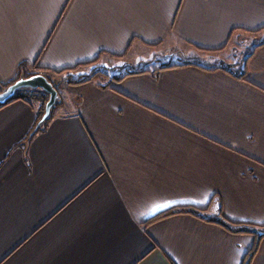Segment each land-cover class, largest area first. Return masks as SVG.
I'll return each mask as SVG.
<instances>
[{
	"label": "crops",
	"instance_id": "1",
	"mask_svg": "<svg viewBox=\"0 0 264 264\" xmlns=\"http://www.w3.org/2000/svg\"><path fill=\"white\" fill-rule=\"evenodd\" d=\"M238 33L263 36L264 0H0V91L178 59L65 82L35 131L42 102L0 108V264H245L256 235L221 219L264 226V37L225 63Z\"/></svg>",
	"mask_w": 264,
	"mask_h": 264
},
{
	"label": "rangeland",
	"instance_id": "2",
	"mask_svg": "<svg viewBox=\"0 0 264 264\" xmlns=\"http://www.w3.org/2000/svg\"><path fill=\"white\" fill-rule=\"evenodd\" d=\"M239 34V35H238ZM236 34L232 41L229 43L228 49L226 50V60L224 61L225 63L227 62L228 58H231L232 54L235 55H240L244 54L247 52L250 47L255 44L259 39L264 37L262 35H256V34H242L238 33ZM151 52V51H149ZM153 53H150L148 56L151 58L150 60L144 59V60H139L136 57H134V54H129L127 57L123 59H117L113 58L110 56H104L101 58L99 62L94 63L93 65H90V67L87 69L79 70L74 72V77H84L88 75L92 70L94 69H103V70H109L111 74H122L126 70H133V69H139V68H144V67H157L159 65L171 63L172 61H176L178 59L176 58H170L169 56H163V54H166L165 49L158 48L156 51H152ZM115 69V70H114ZM67 73H62V74H53V75H48L51 81L54 83L57 89L64 90L65 88V82L67 83ZM60 90V91H62ZM47 93V92H46ZM34 92H31V95L29 96L32 102L35 104L42 102L40 98H38V94L35 96H32ZM48 94V93H47ZM47 98V96H46ZM251 226V225H250Z\"/></svg>",
	"mask_w": 264,
	"mask_h": 264
},
{
	"label": "trees",
	"instance_id": "3",
	"mask_svg": "<svg viewBox=\"0 0 264 264\" xmlns=\"http://www.w3.org/2000/svg\"><path fill=\"white\" fill-rule=\"evenodd\" d=\"M113 57L115 56L114 54H111ZM99 60V58H97L94 62H97ZM93 63V62H92ZM90 63H86L84 65H88ZM165 67H171V66H162L158 69H162ZM75 70H59V71H55L56 74H62V73H67L66 77H67V83H77V82H85V81H91V80H98L99 84L106 88L109 87L114 81L116 80H120L123 77H125L128 74H132V73H138L141 70H126L124 73L117 75V74H111L109 70H103V69H94L92 70L88 75L84 76V77H74V72ZM143 71V70H142ZM158 70L155 69L154 72H157ZM246 71H243L240 76L244 77L245 76ZM49 78V76H48ZM50 79V78H49ZM51 80V79H50ZM31 92H34V94L32 96L37 95L38 94V98H40L42 100V106L40 109V116L43 114L44 111V107H45V103L48 99V94L41 90V89H28V88H24V89H20L18 90L15 95L9 99L6 103H1L0 104V108L6 104H8L9 102L16 100V99H26L27 101L31 102L32 100L30 99V95ZM47 96V98H46ZM57 103V102H56ZM56 105V104H55ZM54 108V107H53ZM53 112V109H52ZM52 116L51 115L47 118V120ZM47 121H45L46 123ZM40 129V128H39ZM176 212H192L194 214L200 215V211L193 209V208H189V207H182V208H173L170 209L164 213L159 214L158 216H156L153 219H158L161 218L165 215L171 214V213H176ZM222 224H224L226 227H228L229 229L235 230V231H246V232H253L256 235L257 241L254 245V247L251 249V251L249 252L245 264H250L251 260L253 258V256L256 254L257 250H258V246H259V241L264 237V226H249V225H241V226H235V225H231L230 223H228L226 220L221 219Z\"/></svg>",
	"mask_w": 264,
	"mask_h": 264
},
{
	"label": "water",
	"instance_id": "4",
	"mask_svg": "<svg viewBox=\"0 0 264 264\" xmlns=\"http://www.w3.org/2000/svg\"><path fill=\"white\" fill-rule=\"evenodd\" d=\"M24 88L41 89L48 93V99L45 103L43 114L35 124L33 130L35 131L41 127L51 115L53 107L60 98V94L54 83L43 73H35L29 76L21 75L0 91V104L6 103L18 90Z\"/></svg>",
	"mask_w": 264,
	"mask_h": 264
}]
</instances>
